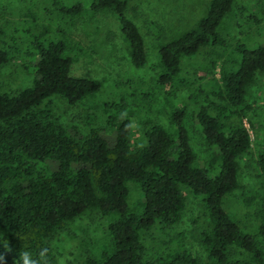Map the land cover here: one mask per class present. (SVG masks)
<instances>
[{"label": "trees", "instance_id": "16d2710c", "mask_svg": "<svg viewBox=\"0 0 264 264\" xmlns=\"http://www.w3.org/2000/svg\"><path fill=\"white\" fill-rule=\"evenodd\" d=\"M235 0H210L204 16L193 28L158 47L156 83L162 89L186 85L181 79L185 59L206 48L213 49L209 63L199 79L214 77L213 93L232 109L238 125H228L226 108L215 105L217 115L202 107L198 122L206 143L216 148L214 162L219 163L215 177L210 170L196 165L197 153L190 144L185 127L189 102L170 104L171 130L149 122L145 145L133 151V124L127 115H110L106 125L90 122L86 134L74 125H63L54 111L53 96L76 106L102 90V82L72 76L74 59L66 56L63 39L34 38L36 65L30 87L18 91H0V264H23L20 254L33 259L47 249L46 264H58L52 242L58 232L87 211L97 210L112 217L107 230L110 249L100 258L87 257V264H241L232 261V248L247 253L250 262L264 264V214L254 232L233 221L224 210L227 196L241 188L240 158L252 148V137L243 124L249 87L258 73L264 74V45L249 49L238 43L224 60L227 40L219 32ZM70 16L87 12H111L128 44V54L136 69L149 64L143 37L129 18L127 0H77L61 5ZM3 31L0 28V39ZM240 55L233 62L232 55ZM238 57V56H237ZM11 61L9 48H0V66ZM207 66V67H206ZM236 66H238V69ZM259 166L264 175V156ZM128 182L140 185L144 194L141 214L128 205ZM183 187L204 199L210 226L200 235L207 261L200 263L187 251H175L165 258L147 260L143 232L156 225H177L187 208ZM41 264H44L42 261Z\"/></svg>", "mask_w": 264, "mask_h": 264}, {"label": "rangeland", "instance_id": "374dc122", "mask_svg": "<svg viewBox=\"0 0 264 264\" xmlns=\"http://www.w3.org/2000/svg\"><path fill=\"white\" fill-rule=\"evenodd\" d=\"M76 1L0 0L3 31L0 48H9L11 52V61L0 66V91H18L32 85L36 65L34 38L63 39L67 44L65 55L74 59L71 75L101 81L103 86L99 93L88 96L76 106H69L59 96H53L54 111L63 125L77 126L86 134L92 121L105 126L110 115H127L133 124L131 147L136 151L146 143L144 132L149 122L171 130L168 95L175 105L196 95V101L189 102L185 127L198 156L196 165L208 168L210 176L215 177L220 166L214 162L216 148L206 143L198 114L202 107H208L212 115H217L215 105H218L225 107V114L231 117L226 120L228 125H238L240 120L232 116L226 102L213 94L218 81L214 77L199 79L205 76L202 68L209 63L213 49L206 48L185 59L181 79L186 85L162 89L155 80L158 47L193 28L205 15L210 0H127V14L139 28L149 59V64L142 69L132 65L128 44L111 12L70 16L60 10L61 5ZM219 32L227 40L225 49L214 50L223 52L220 61L233 52L238 43L249 49L264 45V0H235ZM231 58L238 62L241 57L233 54ZM246 99L249 109L243 124L250 131L252 148L239 160L241 188L225 198L224 210L233 221L254 232L264 214V175L259 166L260 157L264 156V74H257ZM126 185L130 211L141 214L144 194L140 185L134 182ZM183 193L187 208L177 225L158 224L153 230L143 232L147 260L185 250L200 263H206L207 253L200 235L209 228L210 218L204 199L187 187H183ZM110 220L112 217H103L97 210L87 211L58 232L52 242L58 264H87L88 256L100 258L112 245L107 230ZM259 242L264 247V237H260ZM231 252L232 261L250 262L245 251L233 247Z\"/></svg>", "mask_w": 264, "mask_h": 264}, {"label": "clouds", "instance_id": "9594fccd", "mask_svg": "<svg viewBox=\"0 0 264 264\" xmlns=\"http://www.w3.org/2000/svg\"><path fill=\"white\" fill-rule=\"evenodd\" d=\"M47 249H43L40 253V259H33L31 254L28 252H23L20 254L19 260L23 262V264H41L43 261L46 264L45 255L47 253ZM5 257L0 255V262L4 261ZM16 264V261H15Z\"/></svg>", "mask_w": 264, "mask_h": 264}]
</instances>
